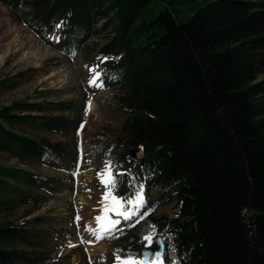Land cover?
Here are the masks:
<instances>
[{
  "label": "trees",
  "instance_id": "16d2710c",
  "mask_svg": "<svg viewBox=\"0 0 264 264\" xmlns=\"http://www.w3.org/2000/svg\"><path fill=\"white\" fill-rule=\"evenodd\" d=\"M155 1L164 9L148 20L153 0L0 4L28 7L25 24L49 41L57 35L52 44L70 57L109 33L92 63L126 117L102 163L110 159L113 174L125 173L113 192L125 208L141 185L145 195L135 226L111 243L116 255L139 257L146 243L137 222L149 220L164 238V264H264V0ZM195 1L205 5L181 20ZM25 76L2 80L0 90ZM87 108V97L0 108V152L74 178ZM66 186L64 178L0 165V212L41 206ZM160 189L177 200L179 214L156 216L152 193ZM40 221L0 225V264L51 261L46 233L34 228Z\"/></svg>",
  "mask_w": 264,
  "mask_h": 264
},
{
  "label": "rangeland",
  "instance_id": "374dc122",
  "mask_svg": "<svg viewBox=\"0 0 264 264\" xmlns=\"http://www.w3.org/2000/svg\"><path fill=\"white\" fill-rule=\"evenodd\" d=\"M204 5L202 1H195L186 7L181 20L193 16ZM163 9L162 3L153 0L143 18L152 19ZM27 11L28 7L15 12L0 4V82L26 73L17 88L0 90V108L15 102L79 101L85 97L88 108L78 137L80 164L77 170L71 172L74 178L35 164H21L9 154L0 152V165L67 180L66 188L41 206H20L13 211L0 212V225L11 223L19 226L27 220L41 218V223L35 224L34 228L46 233L45 242L51 253V261L46 264H121L126 259L116 255L111 243L127 235L121 229L125 221L118 225L119 230H113L103 239L97 240L89 232V229H100L96 217L104 215L105 203L111 204V200L104 201L108 188L101 182L105 167L103 155L106 147L118 135L126 117V112L117 102L116 91L102 84L101 75L92 63L109 33L95 35L76 57H70L54 47L52 42L57 41L55 35L49 41L25 24L24 13ZM102 22L97 29L102 27ZM92 80L95 83H91ZM36 136L52 142L68 140L51 133H37ZM169 193L166 189L152 193V198L157 202L156 216L174 217L180 213L177 200ZM29 213L31 215L26 217ZM108 215L113 220L120 217L114 212ZM77 217L80 219L77 220ZM147 222L142 223L137 231L142 242L145 241L141 238V228ZM127 226L133 228L135 225L128 223ZM134 260L140 261L139 257Z\"/></svg>",
  "mask_w": 264,
  "mask_h": 264
},
{
  "label": "snow or ice",
  "instance_id": "6c2138e0",
  "mask_svg": "<svg viewBox=\"0 0 264 264\" xmlns=\"http://www.w3.org/2000/svg\"><path fill=\"white\" fill-rule=\"evenodd\" d=\"M93 71H95V69H93ZM91 83H95V80H92ZM114 167L115 166L113 165V161L109 159L105 162V167L101 173V182L108 188V191L104 196V201L107 202L111 200V204L105 203L103 209L104 215L96 217L97 223L100 224V229L99 230L89 229V232L92 235H94L97 240L109 236L113 232V230H119L118 225L120 224V220L111 219V217L108 215L109 212H114L117 216L123 217L125 220H129L132 217L131 212L124 210L125 198L117 197L113 194L117 184L119 183V181L117 180V176H121L125 174L119 172L113 174ZM127 174L131 175L130 171ZM132 180L133 181L135 180L134 176H132ZM126 203L134 207H140L144 204L142 185L137 190L135 199H128ZM76 219L79 220L80 217H77ZM143 239L146 242V247L151 248L153 246V244L156 242L155 226H153V232L146 235ZM88 242L91 243V241ZM154 256H155V264H162V253L160 251H157L154 253ZM117 258L119 259V257ZM145 259H147V256L145 257ZM121 264H144V261H136L131 257H129V259L123 260Z\"/></svg>",
  "mask_w": 264,
  "mask_h": 264
},
{
  "label": "water",
  "instance_id": "95a60500",
  "mask_svg": "<svg viewBox=\"0 0 264 264\" xmlns=\"http://www.w3.org/2000/svg\"><path fill=\"white\" fill-rule=\"evenodd\" d=\"M139 150L132 151V154L134 157H136ZM153 225V224H152ZM154 226V225H153ZM155 243L151 248L144 247L142 248L139 256L140 261H144V264H153V261L155 260L154 253L157 251H160L162 253V264L164 263V254H165V242L164 238L162 236H156L155 237ZM151 254V255H149ZM147 256V259L145 257Z\"/></svg>",
  "mask_w": 264,
  "mask_h": 264
},
{
  "label": "bare ground",
  "instance_id": "6f19581e",
  "mask_svg": "<svg viewBox=\"0 0 264 264\" xmlns=\"http://www.w3.org/2000/svg\"><path fill=\"white\" fill-rule=\"evenodd\" d=\"M148 224L144 226V228H141L143 230L141 233V238L143 239L146 235H148L149 233L153 232V225L151 224V222H147ZM156 235V233H155ZM144 240V239H143Z\"/></svg>",
  "mask_w": 264,
  "mask_h": 264
}]
</instances>
